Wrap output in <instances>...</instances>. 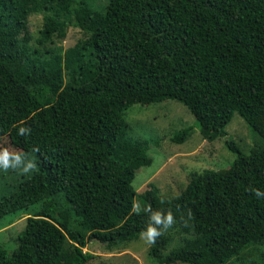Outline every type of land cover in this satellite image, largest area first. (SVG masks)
Wrapping results in <instances>:
<instances>
[{
	"label": "trees",
	"instance_id": "obj_1",
	"mask_svg": "<svg viewBox=\"0 0 264 264\" xmlns=\"http://www.w3.org/2000/svg\"><path fill=\"white\" fill-rule=\"evenodd\" d=\"M32 14L38 46L68 24L84 37L63 57L36 54ZM166 100L207 142L226 136L233 113L264 141V0H0V138L33 159L0 198V220L39 205L11 253L0 245V264H87L88 241L143 233L156 264H235L246 247L264 248V149L243 154L225 139L228 168L190 176L172 199L151 186L133 210L134 172L151 159L123 114ZM174 235L179 245L162 253Z\"/></svg>",
	"mask_w": 264,
	"mask_h": 264
},
{
	"label": "rangeland",
	"instance_id": "obj_2",
	"mask_svg": "<svg viewBox=\"0 0 264 264\" xmlns=\"http://www.w3.org/2000/svg\"><path fill=\"white\" fill-rule=\"evenodd\" d=\"M93 8H99L105 0H90ZM41 26V15L28 17V43L36 48L39 55H58L63 57L84 33L77 27L68 24L63 33L54 34L41 46L36 45L38 30ZM124 119L129 126V133L134 138L147 142V155L151 159L148 167H141L134 172L131 186L136 193L133 210L144 208L138 197L151 186L158 189L163 199H172L184 189L190 176H201L208 171L228 168L235 155L224 146V140L233 141L243 154L252 148L264 149V141L252 132L243 120L233 113L229 122L223 126L225 137L212 142L201 138L193 117L179 103L166 100L155 104L140 106L131 105L124 111ZM190 127L191 133L181 144H173L171 136L178 130ZM33 159L27 153L12 147L8 139L0 138V198L13 191L18 182L29 174L33 168ZM61 204V200L59 199ZM39 205L8 215L0 220V245L10 254L15 248L14 239L23 229L25 219L38 211ZM80 230L78 227H73ZM86 236L88 233L82 231ZM177 236H172L162 253L177 247ZM69 241L63 244V259L67 258ZM151 240L148 234L119 244H101L88 241L81 249L90 257L87 264H156L149 256ZM235 264H264V248L260 245L246 247L236 258ZM179 264V263H174Z\"/></svg>",
	"mask_w": 264,
	"mask_h": 264
}]
</instances>
